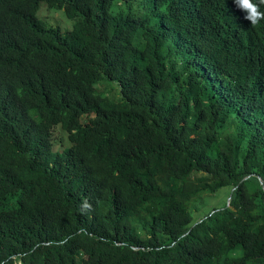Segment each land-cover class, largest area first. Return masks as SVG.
Instances as JSON below:
<instances>
[{
  "label": "trees",
  "instance_id": "trees-1",
  "mask_svg": "<svg viewBox=\"0 0 264 264\" xmlns=\"http://www.w3.org/2000/svg\"><path fill=\"white\" fill-rule=\"evenodd\" d=\"M242 13L0 0V264H264V24Z\"/></svg>",
  "mask_w": 264,
  "mask_h": 264
},
{
  "label": "rangeland",
  "instance_id": "rangeland-1",
  "mask_svg": "<svg viewBox=\"0 0 264 264\" xmlns=\"http://www.w3.org/2000/svg\"><path fill=\"white\" fill-rule=\"evenodd\" d=\"M37 16L48 24L53 26H58L62 31L68 30L72 28V21L69 20L63 10L61 9H50L47 7L45 3H41V6L37 12ZM97 88L103 90L105 95H113L114 97L119 96L118 87L114 83L109 82H100L97 85ZM31 116L40 123V116L36 109L30 111ZM230 138H233V135L230 133L228 134ZM53 139H54V146L58 147L61 143L64 146L69 144L67 135L60 126H56L53 131ZM230 193L231 188L229 186H225L220 188L215 194L214 193H206L200 199L199 203L197 204L198 212H195L196 209L193 211L194 218L198 219L202 215H205L207 211H209L212 207L220 208L224 205L225 202H229L230 200ZM199 220V219H198ZM133 222L135 225V229L138 231L139 226L141 223L138 221L136 217L133 218Z\"/></svg>",
  "mask_w": 264,
  "mask_h": 264
},
{
  "label": "clouds",
  "instance_id": "clouds-1",
  "mask_svg": "<svg viewBox=\"0 0 264 264\" xmlns=\"http://www.w3.org/2000/svg\"><path fill=\"white\" fill-rule=\"evenodd\" d=\"M233 3L243 12V19L251 26L264 24V0H233ZM89 210H91V204L85 198L81 204V212Z\"/></svg>",
  "mask_w": 264,
  "mask_h": 264
}]
</instances>
